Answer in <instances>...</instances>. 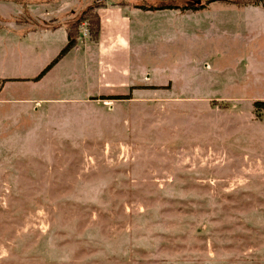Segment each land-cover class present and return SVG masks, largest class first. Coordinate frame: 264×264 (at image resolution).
I'll use <instances>...</instances> for the list:
<instances>
[{
	"label": "rangeland",
	"instance_id": "rangeland-1",
	"mask_svg": "<svg viewBox=\"0 0 264 264\" xmlns=\"http://www.w3.org/2000/svg\"><path fill=\"white\" fill-rule=\"evenodd\" d=\"M114 1L206 7L134 18L145 95L87 94L81 50L32 79L66 40L39 29ZM207 1L0 0V264H264L257 185L233 183L264 163V122L247 119L264 98V0Z\"/></svg>",
	"mask_w": 264,
	"mask_h": 264
},
{
	"label": "crops",
	"instance_id": "crops-1",
	"mask_svg": "<svg viewBox=\"0 0 264 264\" xmlns=\"http://www.w3.org/2000/svg\"><path fill=\"white\" fill-rule=\"evenodd\" d=\"M264 3V2H263ZM263 3H247V4H237L243 6L246 9H256L259 6H262ZM206 7V6H205ZM259 12H261V9ZM163 10H142L140 8L124 4L123 2H103L95 8V12L99 17V31L96 39L88 37H78L77 44L69 50L63 57H61L52 67L45 72V74L36 79L33 77L34 81L42 80L44 77L51 71V69L61 60L66 58L69 54L73 52H81L86 55V61L90 62V65L84 67L85 73H87L88 82V91L87 94L93 96H99V99L102 97H116V96H126L130 99L134 97L136 92H142L145 95L150 89L148 87L153 86L154 84H146L145 81H148V72L146 69L141 71L139 66L137 67V62L134 61V51H135V39L137 35V30L134 23V18L141 15H146L149 11H165ZM173 10V9H172ZM259 17V16H258ZM3 19L2 14L0 13V20ZM243 22L251 26H257L256 16H246L242 18ZM260 27L258 32L252 33V40L255 41L259 38H264V16H260ZM0 22H3L0 21ZM82 24V23H81ZM7 26V25H6ZM5 25H1L0 30L5 31ZM43 36L49 34L54 36L57 33L63 34L62 39L66 37L64 45L67 42V28L61 24L57 25H46L43 28L39 29ZM27 33V34H26ZM24 36H28L33 33H37V28L26 32ZM65 34V36H64ZM40 35V34H39ZM61 36V35H60ZM80 39H83L82 42ZM60 49V50H61ZM58 51V54L60 52ZM22 78V77H21ZM5 78L4 80H8ZM21 80V79H20ZM75 85V84H72ZM86 94V95H87ZM108 99V98H104ZM110 99V98H109ZM115 99V98H111ZM258 100H264L260 98ZM232 102H236L238 110L242 107L238 104L241 102L237 97L231 98ZM249 101V100H248ZM257 99L251 100L255 102ZM254 109V108H253ZM249 109V115L247 117L248 122L255 126H261V123L264 122V111H257L254 109ZM255 177H243L241 179L235 180V182H242L243 185L248 189H251L250 185H257L254 187L257 190L259 203V211L262 216L261 211L264 210V163L258 174H255ZM252 188V189H254ZM260 239L264 238L263 230L260 232Z\"/></svg>",
	"mask_w": 264,
	"mask_h": 264
},
{
	"label": "trees",
	"instance_id": "trees-1",
	"mask_svg": "<svg viewBox=\"0 0 264 264\" xmlns=\"http://www.w3.org/2000/svg\"><path fill=\"white\" fill-rule=\"evenodd\" d=\"M9 1H15L18 2L19 0H9ZM211 1H218V0H208V2ZM235 1L234 3L237 4H245V3H257L260 0H242V1H237V0H233ZM231 1V2H233ZM206 6V4H202L199 2H195V5H188L185 4L184 6H179V5H164L161 7H139L142 10H158V9H180V10H200L203 9ZM97 7V6H96ZM85 10H88L85 9ZM85 15V13L83 14V16ZM81 21H85L87 23L88 29H89V35L92 39H96L97 35H98V31H99V17L96 14V12L94 13V15L92 16V18L89 20L88 18H79L76 22L72 23L70 27L67 28V42L65 44V46L60 50L59 54L57 55V57L46 67L43 69V71L36 77V79H39L40 77H42L45 72L47 70H49L52 65H54L61 57H63L69 50H71L78 41V27L79 25L82 23ZM104 98H115V99H122V98H129L126 96H116V97H102ZM253 106L255 108V110H262L264 111V100H257L253 103Z\"/></svg>",
	"mask_w": 264,
	"mask_h": 264
},
{
	"label": "built area",
	"instance_id": "built-area-1",
	"mask_svg": "<svg viewBox=\"0 0 264 264\" xmlns=\"http://www.w3.org/2000/svg\"><path fill=\"white\" fill-rule=\"evenodd\" d=\"M83 26H84V24H83ZM79 31L81 33V36H83V37H85L89 34L87 28H85V27L79 29Z\"/></svg>",
	"mask_w": 264,
	"mask_h": 264
}]
</instances>
